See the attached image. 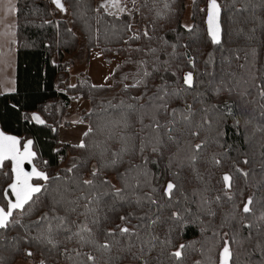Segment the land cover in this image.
Masks as SVG:
<instances>
[{"label":"trees","instance_id":"trees-1","mask_svg":"<svg viewBox=\"0 0 264 264\" xmlns=\"http://www.w3.org/2000/svg\"><path fill=\"white\" fill-rule=\"evenodd\" d=\"M171 2V0H169ZM223 5L222 18L224 26L228 29V35L223 41L224 47L217 49L210 42L204 40L206 26L204 23L205 13L201 9L206 7L207 0H175L171 4V10L165 12L162 0H147L146 6H140L139 12H134L132 16H121L119 20L102 15L95 11L100 5L99 0H61L66 11H60L52 0H17L16 1V30H15V71L13 92L0 94V128L7 134L18 137L21 142L27 140L33 141V150L37 154L34 161L35 166L50 175L60 173L62 176L67 175L66 169L72 167L74 158L79 164L78 171L83 178H90V173L94 165L99 166L103 161L99 158H88V153L84 150L77 149L71 144L62 143L58 140V130L62 124H69V108L74 96L77 100H85L89 104L87 110H81L76 114L78 121L83 119L89 122L90 118L86 115L95 108L100 113L98 107L102 103L119 104L124 101L125 104L135 103L130 98L129 93L123 91L124 83L122 77L135 73L137 64L143 60L149 70L156 68L153 77L149 80V93L156 90L158 86L164 85L169 92H178L179 95L171 96L168 99L169 109L178 108L183 110L186 105H192L193 110L198 113L204 105L218 104L223 106L224 101H235L239 104V98L233 94L228 95L222 92L220 95L215 94V89L219 82L220 69L223 67L226 71L236 72L243 76L254 73L264 79V27L261 26V20H264V11L256 10L253 12L252 5L249 4V11L237 13L234 10L232 0H218ZM259 0H252V3H258ZM187 3H190V27L192 32L185 29L183 17L186 13ZM249 0H237L235 7H243L248 4ZM144 5V0H140ZM157 12H161L157 16ZM67 17H64L66 16ZM125 21L132 24V31L140 35L139 40H129L131 33L126 30ZM255 29L253 33L251 30ZM147 31L148 37L143 33ZM239 33V34H238ZM248 35L254 38L247 39ZM80 41L84 49L88 52L92 49H98L106 62L110 63L115 58L120 61L110 78L111 83L105 87H93L86 77H77L75 87L69 85V73L71 71L72 60L70 57L77 51ZM175 45V49L173 48ZM134 49H141L135 51ZM150 49H155L154 52ZM255 49V55H253ZM187 53V55H185ZM209 53L214 58L213 62L206 64L209 60ZM240 59L237 60L236 56ZM195 58V67L189 63L188 57ZM230 61L225 63V60ZM244 64L245 67L240 69L238 65ZM69 70H66V68ZM187 72H192L194 84L191 90L183 85V77ZM206 72H212L213 76L206 75ZM110 86V87H109ZM184 89V91H181ZM141 90L130 89L132 95H139ZM255 95V91L253 92ZM251 99V97H249ZM145 101H141L144 103ZM244 111L245 118L254 115L258 122L264 123L260 116L258 104H249L245 109H238L237 114ZM36 113L45 121L43 125H36L31 120V115ZM73 117V116H72ZM95 117H93L94 119ZM161 120L165 115L161 113ZM65 119H68L65 122ZM139 125H137V128ZM207 127V126H206ZM223 133L219 137L223 147L213 142L216 131ZM251 132V127L247 130L243 125L240 126L239 132L231 118H226L217 126L214 124L211 132L205 131L202 136L210 138L205 153L206 159H211L213 155L226 153L223 157L224 163L219 168L210 165L201 164L200 172L204 176L208 187L219 189L217 183L219 177L224 171L231 168L232 158L242 160L247 154L252 159L251 167L256 175L253 178V184L261 179V164L258 155V140L260 133L246 142V136ZM196 142H199L196 140ZM175 151V149H172ZM255 153V154H254ZM157 163L146 165L147 176L144 179L143 187L140 194H152L160 198L163 187L167 180L174 177L168 169L169 156L171 152L164 150L163 157L147 150L144 153ZM69 161L67 167L65 166ZM86 161V163H85ZM46 162V163H45ZM139 159L136 163H139ZM8 167L0 170V190L7 187L9 182L4 176L5 171H10ZM242 168L248 166L241 164ZM127 167V164L120 166L121 170ZM178 170V169H175ZM181 171V184L189 199L185 200L183 196L177 194L176 199L179 203H174L173 207L162 209L156 212V206L145 204L143 209L125 207L118 209L116 213L109 212L110 217H114L109 222L102 225L105 228L115 227L121 221L118 216L123 212L135 211L137 215H143L151 208L155 215L161 217L160 222L155 226L154 232L160 240H171V245L157 246L146 257L150 264H171L167 258V252L175 250L180 244H191L185 250V259L183 264H218L219 253L221 251L222 239L213 235L214 230H218L223 215L228 211V206L218 208L215 204V217H209L199 210L196 197L191 193L194 189L204 187V184L196 180L189 169ZM107 178L114 184L119 183L115 177L113 169H106L102 177ZM186 177V179H185ZM34 183H43L37 181ZM156 188L152 193L151 189ZM237 188L243 190V197L252 195H264V183H261L259 189L256 187H245L243 178ZM212 197L216 195L215 191L207 193ZM3 193L0 191V203H6L2 199ZM241 196L237 195V201ZM184 209H188L187 212ZM173 210L181 212V219L171 220L170 216ZM41 211H47V208H41ZM82 211V209H81ZM40 211L33 214L35 219ZM66 213L61 210V215ZM75 219V214H72ZM81 220L84 217H80ZM136 219L132 224H137ZM132 224L128 226L131 227ZM221 232H229L227 227L219 229ZM249 229H241V236L245 237ZM10 235H16L15 230ZM225 237V239L230 238ZM63 237L61 236V239ZM132 249L138 252L139 244ZM7 243V242H6ZM125 244L127 242H122ZM257 243L260 247H257ZM28 245H21L20 252H13L11 245L0 249V255L5 258L6 264H15L18 260L27 258L23 255V248ZM76 249L81 252H91L93 249L87 245L81 247L75 239L64 241L61 248ZM233 259L230 264H264V235L253 231L252 240H245L243 244H232ZM164 254L161 255V250ZM39 260L44 259L46 264H87L86 257L83 255L76 259H68L53 250H40L37 247L31 249ZM100 256V253L94 252ZM75 254L73 253V256ZM112 264H141L140 260L134 259L130 253L122 252L119 248H113Z\"/></svg>","mask_w":264,"mask_h":264},{"label":"snow or ice","instance_id":"snow-or-ice-1","mask_svg":"<svg viewBox=\"0 0 264 264\" xmlns=\"http://www.w3.org/2000/svg\"><path fill=\"white\" fill-rule=\"evenodd\" d=\"M52 2L60 11H66L61 0H52ZM195 2L196 0H193L194 4ZM236 2L237 0H232L237 13L248 12L249 4L252 5L253 12L264 11V0H259L255 4L249 0V3L243 7H235ZM162 3L164 11L167 12L171 10V4L175 3V0L171 2L162 0ZM146 4L147 0H144V5L140 4V0H102L95 11L100 13L103 10L102 15L119 20L121 16H132L134 12H139L140 6H146ZM222 10L223 5L218 0H207L206 7L201 9L205 13L204 40L217 49L224 47L223 41L228 35V29L224 26L222 18ZM161 14L157 12V16ZM124 23L126 30L131 33L124 43L127 44L129 40H139L140 35L132 31V24L127 21ZM261 26L264 27V20H261ZM184 27L192 32L190 26L184 25ZM251 31L254 33L255 29ZM143 35L148 37V32L145 31ZM253 38L252 35L247 36L249 40ZM9 43H14V41L10 40ZM173 48L175 49V45ZM134 50L141 51V49ZM150 51L154 52L155 49H150ZM253 55H255V49H253ZM188 59L189 63L195 67V58L189 56ZM236 59H240L239 55ZM213 60L212 54L209 53V60L205 63L210 64ZM3 62V55L0 54V63ZM224 62L230 65L229 60L226 59ZM145 65L146 62L141 60L137 64L135 73L122 77V82L131 79V83L123 84V91L129 93L135 103L125 104L122 100L119 104H113L112 101H108L107 105L102 103L98 106L100 113H97L95 108L86 113L90 118L87 128L82 132L80 141L73 147L87 152L88 158L99 157L103 161L99 166H93L90 178H83L78 171L80 166L75 158L72 167L66 169L67 175L65 176L60 173L50 175L35 165L31 171H25V162L32 163L36 158L33 141L27 140L22 143L15 136L0 132V169L8 167L5 162H11L10 171L4 172L9 182L6 188L0 190L3 193L2 199L6 202L0 203V249L11 245L13 252H20L21 245L24 244L28 247L23 248V255L28 258H34L35 253L31 249L35 246L40 250L47 249L49 252L56 250L68 259H76L83 255L86 257L87 264H112V250L118 247L120 251L130 253L134 259L140 260L141 264H150L146 257L157 246V242L161 245H171V240H160L155 234L154 228L160 222L161 217L155 215L151 208L143 215H137L135 211L123 212L118 216L121 223L115 227L105 228L102 225L114 219L108 213H116L118 209L131 208L132 205L143 209L144 205L148 204L156 206L155 211L159 212L162 209L173 207L174 203H179L176 199L177 194L188 200L189 195L185 193L181 184L180 170L185 168L190 170L196 180L204 184L203 188L194 189L191 193L197 198L193 202L198 204L200 211L209 217H215L217 212L213 208L214 204L218 208L228 206V211L224 213L218 230L213 231L214 236L222 239L219 264H230L232 261V244L242 245L245 240H252L253 231L264 235V195L257 196L253 192L252 195L244 198L243 190L237 188L241 177L245 187L252 186L259 189L260 184L264 183V123L258 122L254 115L245 118L244 111L237 114L238 109H245L249 104H258L261 110L260 116L264 119V79L254 73L246 77L236 72L226 71L222 67L215 94L220 95L222 92H227L229 96L235 94L240 102L237 104L235 101H224L223 106L204 105L199 110V119H197L198 113L193 110L192 105H186L183 110L169 109L167 98L179 95V93L169 92L166 82L158 86L151 96L148 95L149 80L157 69L149 70ZM238 67L243 69L245 65L240 64ZM205 74L215 79L214 73L206 72ZM183 84L187 88L193 87L192 72L184 74ZM93 87H105V85H94ZM130 89L141 91L139 95H132L129 92ZM254 91L255 95H253ZM141 101L145 102L141 103ZM161 113L165 115L163 121L160 118ZM226 118L232 119L237 132L241 125L246 130L251 127L250 134L246 136V142L257 133L261 134L257 142V151L261 158V179L253 184L256 173L251 167L252 159L245 154L242 160L238 157L232 158L231 168L224 171L217 181L221 187L213 189L208 187L204 180L200 165L206 164L219 168L224 163L223 157L226 153L213 155L211 159H206L205 153L210 138L203 137L202 133L211 132L214 124L218 129ZM31 120L38 124L45 123L35 113L31 116ZM74 123L84 124L86 121L81 119ZM137 125H139L138 128ZM222 135L223 133L217 130L213 140L220 147H223L219 140ZM149 149L159 157H163L164 150L171 152L168 169L174 179L166 181L160 198L152 194L141 195L139 191L143 187V178L147 176L146 165L157 163L144 154ZM137 159L139 163H136ZM122 164H127L123 170L120 168ZM241 164L248 167L242 168ZM106 169L114 170L119 187L107 176L102 177ZM34 179L43 183H33ZM156 191L154 187L151 189L152 193ZM211 191H215L216 195L208 196L207 193ZM238 193L241 196L239 201H237ZM42 207L47 208V211H41ZM61 210L66 214L61 215ZM37 211H40V214L32 219ZM184 211L187 212L188 209ZM72 214H75V219L72 218ZM80 217L84 219L81 220ZM168 218L181 219V212L173 210ZM133 219H136L138 223L132 224ZM129 224L132 226L129 227ZM225 227L229 229V232L219 231ZM241 229H249L248 235L242 237ZM13 230L16 235H10ZM229 233H231L230 238L225 239L229 237ZM133 238L139 244L138 252L132 251L137 246ZM73 239L81 247L87 245L93 251L81 252L67 247L61 248L64 241ZM122 242H127L126 246ZM189 247L192 245L180 244L175 250L168 251L167 258L171 264H183L185 250ZM257 247H260L259 243ZM94 252L100 253V256L95 255ZM163 254L162 249L161 255ZM0 264H6L2 255H0ZM39 264H46V261L41 259ZM196 264H200V261H196Z\"/></svg>","mask_w":264,"mask_h":264},{"label":"rangeland","instance_id":"rangeland-1","mask_svg":"<svg viewBox=\"0 0 264 264\" xmlns=\"http://www.w3.org/2000/svg\"><path fill=\"white\" fill-rule=\"evenodd\" d=\"M102 0H99L101 3ZM129 7L131 5L129 4ZM64 17H67L64 16ZM190 3H187L186 13L183 17V24L190 26ZM72 60L71 71L69 73V85L72 86L76 82L77 77H86L90 83L95 86L109 85L111 83L110 78L114 73L120 59L115 58L110 63L106 62L103 58L101 51L98 49H92L86 51L82 42L80 41L77 51L70 57ZM15 69H0V94L13 92L15 87L14 82ZM110 77L109 79H105ZM89 104L85 100H77L76 96L71 101L69 112L70 122L69 124H62L58 130V140L62 143L74 145L82 138V132L87 128V123L79 124L74 123L78 121L76 114H79L81 110H87ZM73 116V117H72ZM68 119H65L67 122ZM39 264L37 258H24L18 260L15 264Z\"/></svg>","mask_w":264,"mask_h":264},{"label":"crops","instance_id":"crops-1","mask_svg":"<svg viewBox=\"0 0 264 264\" xmlns=\"http://www.w3.org/2000/svg\"><path fill=\"white\" fill-rule=\"evenodd\" d=\"M16 1L0 0V54L4 61L0 69H15ZM10 40L14 43H9Z\"/></svg>","mask_w":264,"mask_h":264},{"label":"water","instance_id":"water-1","mask_svg":"<svg viewBox=\"0 0 264 264\" xmlns=\"http://www.w3.org/2000/svg\"><path fill=\"white\" fill-rule=\"evenodd\" d=\"M206 26V25H205ZM184 85V84H183ZM185 86V85H184ZM186 88H187V86H185ZM193 88V87H192ZM192 88H187V89H189V90H191ZM34 114V113H33ZM32 114V115H33ZM36 114V113H35ZM31 115V116H32ZM40 116V115H39ZM42 119V118H41ZM32 122L34 123V124H36V125H43V124H38V123H36L35 121H33L32 120ZM0 132H3L4 134H6V135H11V134H7V133H5L4 131H2V129L0 128ZM11 136H14V135H11ZM16 137V136H15ZM18 138V137H17ZM19 139V138H18ZM34 151V150H33ZM35 152V151H34ZM36 153V152H35ZM36 158H37V154H36ZM36 158L33 160V162L32 163H28V162H25V164H24V168H25V171H31V168L35 165L34 164V161L36 160ZM5 163H7V162H5ZM10 163V167H11V162H9ZM1 170V169H0ZM38 180H33V183L34 182H37ZM218 264H219V261H218Z\"/></svg>","mask_w":264,"mask_h":264},{"label":"flooded vegetation","instance_id":"flooded-vegetation-1","mask_svg":"<svg viewBox=\"0 0 264 264\" xmlns=\"http://www.w3.org/2000/svg\"><path fill=\"white\" fill-rule=\"evenodd\" d=\"M68 163H69V161H67V163H66V165H65L66 167H67Z\"/></svg>","mask_w":264,"mask_h":264},{"label":"built area","instance_id":"built-area-1","mask_svg":"<svg viewBox=\"0 0 264 264\" xmlns=\"http://www.w3.org/2000/svg\"><path fill=\"white\" fill-rule=\"evenodd\" d=\"M66 70H69V68L67 67Z\"/></svg>","mask_w":264,"mask_h":264}]
</instances>
